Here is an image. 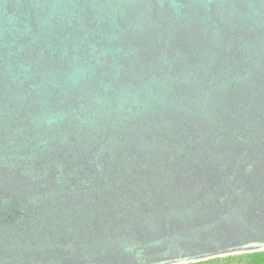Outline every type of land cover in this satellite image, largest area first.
Segmentation results:
<instances>
[{"label": "water", "instance_id": "obj_1", "mask_svg": "<svg viewBox=\"0 0 264 264\" xmlns=\"http://www.w3.org/2000/svg\"><path fill=\"white\" fill-rule=\"evenodd\" d=\"M264 250V0H0V264Z\"/></svg>", "mask_w": 264, "mask_h": 264}, {"label": "trees", "instance_id": "obj_2", "mask_svg": "<svg viewBox=\"0 0 264 264\" xmlns=\"http://www.w3.org/2000/svg\"><path fill=\"white\" fill-rule=\"evenodd\" d=\"M229 264H264V250L252 252V253H241L228 256ZM190 264H201V262L190 263Z\"/></svg>", "mask_w": 264, "mask_h": 264}, {"label": "flooded vegetation", "instance_id": "obj_3", "mask_svg": "<svg viewBox=\"0 0 264 264\" xmlns=\"http://www.w3.org/2000/svg\"><path fill=\"white\" fill-rule=\"evenodd\" d=\"M228 256H231V255L211 258V259H207V260H203V261H199V262H201V264H229L228 263L229 259H226V258H229ZM195 263H197V262H195Z\"/></svg>", "mask_w": 264, "mask_h": 264}]
</instances>
